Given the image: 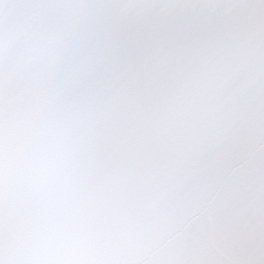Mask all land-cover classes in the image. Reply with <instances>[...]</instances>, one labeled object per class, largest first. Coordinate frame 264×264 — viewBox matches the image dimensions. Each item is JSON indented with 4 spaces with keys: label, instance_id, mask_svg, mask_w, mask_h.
<instances>
[{
    "label": "snow or ice",
    "instance_id": "obj_1",
    "mask_svg": "<svg viewBox=\"0 0 264 264\" xmlns=\"http://www.w3.org/2000/svg\"><path fill=\"white\" fill-rule=\"evenodd\" d=\"M0 264H264V0H0Z\"/></svg>",
    "mask_w": 264,
    "mask_h": 264
}]
</instances>
